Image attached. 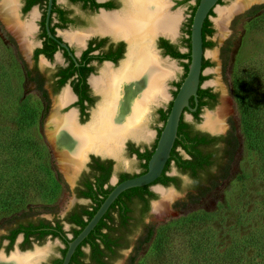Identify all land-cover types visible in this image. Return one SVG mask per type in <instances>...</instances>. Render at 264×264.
I'll return each mask as SVG.
<instances>
[{
	"label": "rangeland",
	"instance_id": "obj_1",
	"mask_svg": "<svg viewBox=\"0 0 264 264\" xmlns=\"http://www.w3.org/2000/svg\"><path fill=\"white\" fill-rule=\"evenodd\" d=\"M171 1L166 9L169 13L179 15L175 33L178 34L176 37L178 39L181 36L182 25L190 15V6L194 5L195 1L188 0L182 4L175 3V0ZM234 1L221 0L216 10L230 6ZM58 2L67 5V0ZM263 4L264 0H255L243 10L234 13L226 24L224 35L219 33L215 21L217 12H213L210 18L213 33L209 37L213 45L205 48L206 59L210 61V65L203 69L206 76L203 87L213 90L217 100L211 107H204L196 120L187 112L184 115L185 120L195 128L207 130L201 127L205 125L206 128L213 130L207 120L216 115L221 105L225 106L223 123L225 120L226 130L233 129L238 137V147L225 173L226 176L217 179L204 196L189 201L185 198L188 191L192 190V183L186 175L181 176L182 181L178 188L172 185L166 187L154 185L152 188L156 191L157 197L152 201L151 210L144 221L154 226V235L147 243L140 244L135 251L133 249L135 241L141 233V228L136 229L130 237V246L120 253L114 264H215L219 257L233 252L236 254L233 257L238 258L240 264L260 263L259 259L263 254L248 248L247 244L253 234H258L264 239V147L262 152L251 147L243 112L246 110L244 103L248 104L250 100L254 102L255 95L262 97L263 112H260L262 119L260 123L264 127V8L255 13L249 12L253 6ZM72 8L76 12L79 11L77 6ZM177 10L179 12H175ZM7 31L5 23L0 18V192L8 188L15 190L21 178L28 179L33 176L40 183V187L34 186L31 178L29 179L31 187L27 188L23 211L33 216L38 211H43L40 216L52 219V212L56 209V215L62 218L61 215L73 205L74 200L73 195L61 184H55L53 170L56 169L62 174L64 172L57 161L55 148L51 146L53 141L50 140L46 124L58 103L59 96L63 95V91L68 87L64 86L59 92L51 95L50 110L40 119L42 102L33 82L24 77L18 58L19 55L26 58L27 56L19 46L18 49L12 47L5 38ZM67 31L80 35L85 29L75 28L73 31L68 29L61 33ZM70 40L73 44H78L75 40ZM75 50L77 52L80 50L78 45H75ZM151 50L153 51L152 48ZM182 50L185 51L186 48ZM158 53L164 64L167 59L173 66L169 70L170 75L167 85L165 84L166 92L162 102L159 100L151 102L141 123V128L152 134L148 142L154 139L156 126L162 125L157 119V109L165 108L172 100L173 91L176 89L173 83L183 74V67L179 61L165 56L160 51ZM62 62V57L58 53L52 60L41 57L38 60V69L44 76H48L53 68ZM236 97H240L238 101ZM98 101L97 98L93 109L99 104ZM69 109L62 107L58 110L64 114ZM66 114L59 117L62 118ZM22 120L26 122L23 123ZM128 140L129 138L125 143ZM21 143L26 145L16 150ZM124 147L117 154V158H114L117 170H137L138 160L134 155L127 154ZM168 172L176 174L173 164ZM62 176L68 188L72 189L73 184H69L64 174ZM159 188L170 196L167 208L161 213L156 212L154 207L156 203L166 202ZM43 191L49 192L47 197L42 196ZM179 201L180 204H177ZM45 208L47 209L44 210ZM10 217L8 213L0 214V233L4 232ZM65 229L68 232V227ZM68 235H71L70 232ZM59 245L60 243L49 239L38 247L47 250L46 255H49L55 253ZM16 247L18 241L10 249L9 255H14ZM35 250L32 248L25 254L33 255ZM2 252L3 247L0 246V258L3 256ZM25 254L18 255L22 257ZM131 256L134 258L133 261Z\"/></svg>",
	"mask_w": 264,
	"mask_h": 264
},
{
	"label": "flooded vegetation",
	"instance_id": "obj_2",
	"mask_svg": "<svg viewBox=\"0 0 264 264\" xmlns=\"http://www.w3.org/2000/svg\"><path fill=\"white\" fill-rule=\"evenodd\" d=\"M1 1L2 0H0V2ZM14 1H15L14 13L17 18V23L22 28H26L27 25L30 26V29L28 28V31L24 32L25 35L24 37L26 39V42H28L29 44L27 50H25L22 47L21 42L17 37V34L13 32L11 28L2 20L3 18L1 15L0 18L1 21L5 23V26L8 29L7 31L8 33L4 32L5 38L8 40V42L11 43L13 48L18 49L19 46L20 49H23V51H25V55L27 56L26 58L24 56L19 55L18 58L22 66L24 65L26 66V68L32 71L30 76L31 78H27L25 75L24 77L30 80L31 82H33L39 94L40 100L42 102V106H40V111H41L40 119L44 118V116L50 110L51 95L56 94L64 86H66L68 87V89L66 90H68L71 94V100L67 102H61V96H62L61 94L58 98L57 105L55 106V108L53 109V111L49 116V119H51L52 116L59 117V116H63L66 113H69V111H74L76 124L79 125V127L88 126V123H90V121L91 122L93 121L95 114L98 112L99 109L106 108L107 106H109L108 101H110L112 98V95L110 93H104L103 91L100 90L99 87L96 88L92 83V79L95 77L102 76L103 74L102 69L104 68L105 69L108 68L107 69L108 74L117 76L121 74L120 69L125 63L124 61L127 62L129 60L130 61L133 60V53H132L133 35H127L121 32L116 33L115 31L117 30L113 26L114 17H116L117 15L128 13L129 7L131 6L129 4V0H67V5L59 4L58 0H52L47 24H46V18H47L49 0H14ZM180 1L181 0H175V3L181 4L179 3ZM95 4H97V6ZM73 6H77L79 11L76 12L72 8ZM101 21L102 23L104 22L105 25H103ZM86 27L88 28L86 29ZM75 28L85 29V32L80 34V36L83 37L82 41L73 39L76 42H78V44L77 43L73 44L72 40L66 37V34L74 33V32L67 31V33H61V31H66L68 29L70 31L71 30L73 31ZM177 35H175L174 41H171L168 37L165 36H158V38L156 39V47L158 51L163 53L165 56H169L168 54L164 53V47L160 46L162 45L160 44V39H165L167 40L168 43L173 44L178 51L184 52L182 48H185L184 39L187 36L185 33L184 24L182 25L181 28V36L178 39H176ZM52 41L59 47L54 51L52 57L49 58L45 56V54L43 53L35 54L36 49L44 48L47 45L51 46ZM61 43H65L68 46L69 51L72 52L74 55V59L69 55L68 50L60 45ZM75 45L79 46L80 50L78 52L75 50ZM56 53L60 54L63 62L61 64H57L48 76H44L38 69V60L41 57L46 60H52ZM66 54L69 56V58L66 57ZM173 59L179 61L182 65L181 60L176 58ZM71 62L74 63L73 65L75 68H77V71L74 72L64 84L59 86V82H58L59 76L56 73L59 72V70L62 67L70 66ZM132 62H130V65L133 67ZM83 67L85 68L91 67V70L90 71L88 70L87 74H83V73L79 74V72L85 71ZM36 71L39 72L40 79L38 78V76L35 75ZM37 79L39 81L40 80L42 81V88L45 90L47 95L45 98L41 97L39 93V89H38L39 81ZM79 80H81V83H83V87H84V90L81 93V95L76 90H74L72 84V81L77 82ZM115 82L118 85V81ZM55 87L58 88L55 89ZM97 98L99 99L98 101L99 104H97L96 108L93 109V106L96 104ZM159 100L161 101L162 97ZM195 105L197 109L198 99H197V103L194 100L193 106L190 104L191 107H194ZM62 107H66V110L69 108L71 109H69L68 112L64 114H61L58 109ZM167 107L168 105L165 108L157 109V119L161 123L162 121L160 119L159 111L160 109H166ZM204 107L206 108L209 106L200 107L197 112V115L194 114L196 109L194 111L185 110L184 113L182 114L183 119L185 120L184 115L186 112L190 114L193 120L198 119V117L200 116V112L203 110ZM88 118L89 120L87 121ZM162 125L156 126L155 137L149 142L148 140L152 135L151 132L149 134L146 133L144 137H133V135H127L128 136L127 138H129V140L126 141V143L125 140L127 138L124 139L123 146H125L124 147L125 152L129 155H134L138 160L137 170L134 171L117 170V167L115 165L116 161L114 159L117 158V155H113L112 153L105 151L99 152L96 150H90V151L87 150L88 151L87 158L83 163V167L74 175V182L72 185L73 186L72 189L68 188L69 186L67 185L66 187H64L65 190H67L70 194L73 195V200H74L73 205L70 206V208H68L63 215H61L62 218L56 215L55 213L56 209H54V211L52 212L53 214L52 219H47L43 216H40V213H42L43 211L41 212L38 211L35 214V216L31 217L33 221H19L20 224H22L23 230L17 233L13 237V239L10 238L9 232L10 230L15 229L17 226H20V224L18 225L14 223L11 224L7 223L4 232L0 233V246L3 247L2 257L5 259L10 258L13 255V254L9 255L10 249L18 241V247H16V251L14 254H25L27 253L26 251L31 250L32 248L36 249L35 251L40 252L38 256H34V255L31 256L30 258L31 264H58L57 259L62 257V249H64L65 246H67V242L70 239H72V233L70 232V230L73 224L69 222V217H71V215L74 212H79L82 214L83 209L90 208L92 206L93 203L92 198L85 195V193L88 192L89 189L88 185L92 187L94 192H99L96 190L97 189L96 182L98 181V179L104 178L106 175H108V180L105 184H103L104 188L110 185L114 186L115 183L120 182L118 180L120 178V175L123 173H127L130 175L140 174L144 169V166H142L144 160L139 159L138 154L136 152H133V150L137 149L138 152H145L147 150H151L154 143L157 142L159 136L158 129L161 128ZM192 127L196 130H199L200 132H204L211 136H216V137L225 135L228 132V130H225L223 133L212 134L208 130L198 129L195 128L193 125ZM51 146L54 149L53 144H51ZM216 146L223 148L225 146V140L218 142ZM176 149H178V151L182 154V156L187 157V154L181 147ZM106 153H108L109 155ZM55 155L58 161V155L56 151H55ZM221 156L222 158L220 159V162L219 163L217 162L216 165H213L212 167L213 169L212 172L214 173H216L217 170L224 168V163H226V159H227L226 154L225 155L222 154ZM166 163L164 165L163 170L165 169ZM172 163L176 170V174H170L168 172L169 170H166L164 173L165 175L176 176L177 178H179V182L181 185V181H182L181 176L186 174H181V172L175 166L174 162L170 161L169 165ZM72 169L70 170V174L73 173ZM146 169H147V164H146ZM58 172L61 175V177H63L62 176L63 174L60 171ZM112 176L115 177L116 179L115 182L111 181ZM154 185H160L163 187L172 185L173 187H176L174 184L164 185L161 182H152L147 186V190L153 192L156 195V197H157L156 191L152 188V186ZM188 192L193 193L196 192V190L192 186V190ZM146 196H148V194H146ZM147 199H148L147 200L148 206L147 205L146 206L148 207L147 208V214H148L151 210L152 201H154L156 198H151L148 196ZM138 200H139L138 197L133 196V210L131 217L132 221H136V218L139 215H141V210H143L144 207L146 208V206L144 205L145 202L141 203V201ZM147 214L143 216L142 221H145V216ZM58 222L61 225V234L55 235L52 233L53 232L52 230H56L55 226ZM29 223H32L33 227L30 229L29 233H27V230H29L30 227ZM66 227H68L69 229L68 232H70L71 234L70 236L68 235V232L65 229ZM130 237L131 236L128 237L129 240ZM18 238L19 240H17ZM49 239L60 243V245L58 246V249L55 253H50L49 255H46L47 250L39 248L38 245L44 243ZM81 249L84 251L85 255L82 256L80 254H77V258L79 260H81L84 264H99L98 262L91 260L90 257L88 256V253L90 251L88 245L83 246ZM118 250H119L118 253H121L124 249L119 248ZM114 261L115 260H112V264H114Z\"/></svg>",
	"mask_w": 264,
	"mask_h": 264
},
{
	"label": "trees",
	"instance_id": "obj_3",
	"mask_svg": "<svg viewBox=\"0 0 264 264\" xmlns=\"http://www.w3.org/2000/svg\"><path fill=\"white\" fill-rule=\"evenodd\" d=\"M188 0H181L179 3H185ZM194 5L190 6V15L187 18L186 23L184 24V29L186 33V37L184 39V47L186 48V51L180 52L178 51L175 46L171 43H168L165 39H160V45L161 47H164V53L168 54L172 58H176L182 61V65L184 68L183 74L181 78L178 81H175L173 84L176 87V89L173 91V97L175 96L177 89L179 88L180 83L182 82L184 76L186 75L188 64L190 61V26L192 22V16L195 11V8L199 2V0H194ZM221 0H218V3H220ZM97 6V4H95ZM264 8L263 5H256L251 8L249 12L255 13L259 10ZM213 11H210L209 15H212ZM213 33L212 28V22L207 17L204 20L203 26H202V38H203V47L208 48L213 45L212 41L209 39V37ZM59 48L53 41L51 46H45L44 48L36 49L35 54L43 53L47 57H52V54L54 51ZM66 57L69 58V56L66 54ZM74 63L71 62L70 66L62 67L59 72L56 74L59 76V86L64 84L70 76L77 71V68L74 67ZM210 65V61L206 58L202 61V70ZM24 66V65H23ZM23 74L27 78H31L32 71L26 68L24 66L23 68ZM84 72H79L83 74H87L88 70H91V67L85 68ZM75 70V71H74ZM35 75L38 76L40 79V74L38 71L35 72ZM206 79V76L204 74H201L200 76V86L197 90V99H198V106L196 111L194 112L195 115H197V112L200 107L202 106H209L211 107L217 100V95L215 92H213L209 87H201L202 82ZM38 80V79H37ZM39 81V80H38ZM39 93L41 97L45 98L46 92L42 88V81L39 82ZM74 90H76L80 95L84 90L83 83H81V80L74 82L72 81ZM58 87H55L57 89ZM238 94V93H237ZM240 97H236V100L238 101ZM82 99V96H81ZM80 99V100H81ZM262 101V102H261ZM172 100L169 102L168 107L166 109H160V119L162 121V124H164L166 117L168 115V112L170 110ZM263 98L258 97L255 95V101L252 102V100L249 101V103H244L246 110L243 112V120L246 123L247 127V133H248V140H250L251 147H254L256 149H259V152H262V149L264 147L263 139H264V127L260 123L261 113L263 112L262 108ZM190 104L194 105V99L190 98ZM43 116V114H42ZM41 118V117H40ZM22 122H26V120H22ZM163 126V125H162ZM162 127L158 129V135L161 131ZM22 140V139H20ZM18 140V141H20ZM222 140H225V146L217 147L216 144ZM25 143H21L17 146L16 150L21 149L23 146H25ZM156 145V142L154 143L151 150H147L145 152H138L137 149H134L133 152H136L138 154V158L144 160V163L142 166H144V169L141 173L146 171V164L147 161L152 154V151ZM182 148L185 153L187 154V157L182 156V154L178 151L176 148ZM238 147V137L236 136L233 129H229L227 134L222 135L220 137L211 136L207 133L200 132L199 130H196L192 127V125L183 119V115L180 118L178 129H177V136L174 141V145L172 147V150L170 152V157L167 160L165 169L163 170L161 176H159L154 182H161L164 185L174 184L177 188L180 186L179 178L176 176H169L165 175V171L170 169L171 164L169 165V162H174L177 169L181 172V174H186L191 180H192V186L196 190V192H190L186 195V200H195L201 196H204L215 184L216 180H220L226 176L225 173H227V170L229 168V164L232 160L233 154L236 151ZM222 154H226V163H224V168L217 170L216 173L212 172L213 165H216V163L220 162V159L222 158ZM173 164V163H172ZM52 173V172H51ZM54 173V175H53ZM52 175L54 176L55 184H61L63 187H66V184L64 180L62 179L59 172L54 169ZM140 173V174H141ZM51 175V174H50ZM51 175V176H52ZM139 175V174H136ZM136 175H130L127 173H123L120 175V178L118 181H122L126 178L133 177ZM52 176V177H53ZM31 178L32 184L34 186L40 187V183L35 180V177L30 176L28 179L21 178L19 183H17V186H15L17 189L10 190L9 188L6 189L4 192H0V214L2 212L8 213L9 216L11 215L9 219V223L14 224H20L19 221H33L32 220V214L27 213L24 209V206L26 204L25 198L27 196V188L31 185H29V179ZM27 179V180H26ZM108 180V175H106L104 178L98 179L96 182L97 191L94 192L92 187L88 185V192L85 193L86 196L91 197L93 200L92 206L90 208H85L82 210V214L79 212H74L71 217H69V222L73 224L71 227L70 232L72 233V238L75 237L79 231L85 226L87 221L92 217L94 212L99 207L100 203L103 201V199L106 197L108 192L113 188V185L108 186L106 188L103 187V184H105ZM43 183V182H42ZM149 185V184H148ZM140 186V187H133L124 190L121 192L118 197L112 202V204L109 206L107 211L104 213L102 218L98 221L96 226L93 228V230L87 235V237L77 246L75 249V252L72 255V258L70 259L69 264H84L81 260L77 258V254H80L82 256L85 255L84 251L81 249L83 246H89L90 251L88 253V256L91 260L98 262L99 264H112V260H115L120 256L119 248L126 249L130 245V240L128 239L129 236H132L136 229L141 228V233L139 234L138 238L135 241V251H137L138 247L142 243H147L150 241L152 236L154 235V226L151 223H145L142 221V218L145 214H147V197L156 198V195L147 190V186ZM49 192L43 191L42 196L47 197ZM148 194V196H146ZM133 196L138 197L141 203L145 202L143 210H141V215H139L136 218V221H132V210H133ZM139 203V204H141ZM180 204V201L177 202V204ZM182 203V202H181ZM29 208V207H28ZM45 208L44 210H46ZM23 211V212H22ZM21 212V213H20ZM85 216V218H84ZM30 227L29 230H27V233H29L30 229L33 227L32 223H29ZM28 224V225H29ZM42 225V224H41ZM56 230H52L53 234L58 235L61 234V225L59 222L55 226ZM23 230L22 224L20 226H17L15 229L10 230L9 236L11 239ZM45 232V231H44ZM248 248L253 249L255 252H259V254H263L260 256L258 264H264V239L262 237H259L258 234H253L248 241L247 244ZM67 246H65L64 249H62V257L63 254L66 251ZM235 248L233 247L232 250ZM234 253V252H233ZM229 254L226 253V255H223V257H219L215 264H240V261L238 258L233 257L236 254ZM62 257L57 259L58 264H61ZM134 258L131 256V261H133ZM256 264V263H255Z\"/></svg>",
	"mask_w": 264,
	"mask_h": 264
},
{
	"label": "bare ground",
	"instance_id": "obj_4",
	"mask_svg": "<svg viewBox=\"0 0 264 264\" xmlns=\"http://www.w3.org/2000/svg\"><path fill=\"white\" fill-rule=\"evenodd\" d=\"M253 1L255 0H235L230 6L215 9L217 12L215 21L219 33L224 35L229 18ZM168 3L170 6L171 0H129L131 6L128 13L114 17L113 26L117 30L116 33L133 35V62L124 61L120 69L121 74L117 76L108 74V68H104L102 76L92 79L96 88L99 87L104 93L112 95L110 101L106 100L109 106L99 109L93 121L86 127H79L76 124L74 111H70L62 118L54 116L48 120L47 126L50 134L48 135L57 152L58 163L67 176L70 177L73 174H70L72 168L74 171L81 165L87 150L105 151L117 155L127 135H133V137L146 135V131L141 128V123L146 117L149 104L164 97L165 84L167 85L170 75L169 70L173 66L167 59L165 62L168 66L164 64L150 43V39L156 33L175 36L179 15L168 12L166 9ZM14 4V0H2L0 15L2 20L17 34L22 47L27 50L29 44L26 42L24 32L28 31L30 26L22 28L17 23ZM102 24L105 25L104 22ZM66 37L78 41L83 38L76 33H68ZM115 81H118V85ZM69 100H71V94L66 90L61 96V102ZM225 112V106L221 105L216 115L207 120L209 126L214 129L207 128L212 131L222 130L225 126L223 123ZM159 191L165 197L166 202L156 203L154 207L156 212L161 213L167 208L166 204L170 196L162 188H159ZM39 253L36 251L33 255L38 256ZM31 255L25 254L21 257L14 254L9 259L1 257L0 264H29Z\"/></svg>",
	"mask_w": 264,
	"mask_h": 264
},
{
	"label": "water",
	"instance_id": "obj_5",
	"mask_svg": "<svg viewBox=\"0 0 264 264\" xmlns=\"http://www.w3.org/2000/svg\"><path fill=\"white\" fill-rule=\"evenodd\" d=\"M52 0H49V6L47 11L46 24L48 21V15L50 12ZM172 3V1H171ZM218 0H199L195 11L192 16V22L190 26V61L188 64L186 75L184 76L182 82L177 89L175 96L172 98V103L170 110L166 117V120L162 126V129L159 133L155 148L147 162V169L142 174L126 178L120 182L115 183L113 188L108 192L106 197L100 203L97 210L94 212L92 217L87 221L85 226L79 231V233L70 239L67 242V248L63 257L61 264H68L70 258L75 251L76 247L87 237V235L93 230L98 221L102 218L104 213L107 211L112 202L118 197V195L126 189L133 187H140L144 185L151 184L154 182L162 173L165 163L167 162L174 141L177 136V129L179 125L180 118L185 110L194 111L196 105L191 107L189 104L190 98H193L197 103V90L200 86V76L203 74L202 70V61L206 58V51L203 47V38H202V26L204 20L208 17L210 11L215 12L217 5H219ZM1 17V16H0ZM211 20V19H210ZM158 36L168 37L171 41H174L175 36H168L163 33H156L150 40L151 46L154 48L157 53L158 49L156 47V39ZM62 47L68 50V53L74 59V55L69 51L68 46L65 43L60 44ZM172 59V57L167 56ZM168 58V59H169ZM203 86V82L202 85ZM225 123V120H224ZM202 128L207 129L212 134L223 133L226 130V123L222 130L212 131L201 125ZM124 145V140L121 143L120 149ZM90 151V150H89ZM87 152L82 159L81 165L73 171V175L64 176L66 177L69 184H73L74 175L83 167V163L87 158ZM108 154V153H106ZM109 155V154H108ZM112 182H115L116 179L114 176L111 178ZM153 187V186H152Z\"/></svg>",
	"mask_w": 264,
	"mask_h": 264
}]
</instances>
